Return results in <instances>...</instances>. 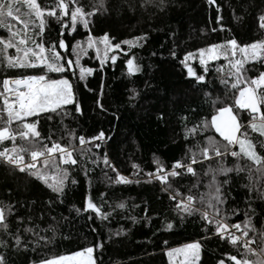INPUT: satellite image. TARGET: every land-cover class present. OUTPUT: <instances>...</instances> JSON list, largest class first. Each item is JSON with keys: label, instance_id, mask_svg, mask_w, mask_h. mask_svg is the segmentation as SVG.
<instances>
[{"label": "trees", "instance_id": "trees-1", "mask_svg": "<svg viewBox=\"0 0 264 264\" xmlns=\"http://www.w3.org/2000/svg\"><path fill=\"white\" fill-rule=\"evenodd\" d=\"M37 2L45 9H50L56 4V0H37ZM251 2L253 0H231L230 3L229 0H216L214 4H209L208 0H169L167 11L159 12L157 8L151 6L146 9L141 8L139 6L141 0H127L126 3L125 0H108L110 15H97L94 19L90 18L87 28L83 24H77L74 28L69 27L65 50L57 48L65 59L75 60L72 47L77 44L87 47L89 35L97 40L101 39L105 33H109L111 43H120L145 33L149 34V38L144 47H134L129 50L127 45H122V50L111 52L110 55L117 56L115 64L108 59L101 65L93 49H88L87 55H82L80 64L92 69V74L80 80L78 68L75 73L71 71L67 73V78L74 86L77 100L83 104L84 115L78 122L69 117L65 118L63 123L77 129L78 134L85 135L86 139L97 135L101 130L113 136L114 139L103 148V151L96 153L101 158L99 166L86 165L92 169L89 176L86 177L79 168L70 169V176L77 180V183L74 185L68 183L63 204H57L53 211H48L45 202L50 198L55 199V194L44 184L26 174L16 172L0 161V200L16 205V212L25 217L26 223L27 217L32 216L34 224L39 227L47 228L49 224H53L56 228L54 236L52 232L43 233L52 240L45 249L35 253L37 260L82 251L102 241L103 249H96L93 255L103 264H169L167 250L190 242H200L201 248L206 253L230 264L234 262L228 259L229 255L240 258L236 247L220 240L218 245L208 241L212 234L208 232L206 226L202 225L199 216L181 219L174 209L175 201H169L168 195L161 193L159 181L147 182L149 177L146 174L156 169L153 163L154 157H158L170 170L174 161H186L187 148H194L197 140L201 146L206 136H212L218 141L222 140L214 129L203 134L199 131L193 133L187 144L184 137L185 124L187 128H193L194 126L202 127L204 121L210 123L211 116L217 111L213 101L218 99L220 106L225 104L235 106V96L238 95V91L232 89L230 83L225 86L210 72L216 64H224L227 60L221 57L207 64V73L204 71L205 66L195 61L191 63L194 72L206 76L208 86L201 90L195 88L194 80L185 76L186 68L182 63L185 55L183 50L184 46H194L199 41L209 40L208 36L212 34L210 31L213 29L218 35L217 44L232 38L236 39L240 45L264 40V30L259 28L257 20L260 11H264V3L262 0H254L255 7L242 6ZM79 3L90 11L96 0H79ZM121 4L123 7L116 10V6ZM129 4L135 7V11L129 9ZM15 5L17 3H14ZM217 5L221 9L219 13ZM21 6L23 10L27 9L25 5ZM218 15L222 16L219 22H217ZM63 19L70 25V15ZM31 28L30 36L39 39L35 36L38 28L33 26ZM2 30L5 29H0V32ZM49 34L60 35V24L55 18H46L44 39L51 44ZM173 51L175 56L172 55ZM239 56L240 54L237 53V58ZM130 57H134L141 68V71L133 76L127 74L126 59ZM246 67L253 66L248 64ZM259 70H261V64L257 63L251 74H257ZM21 74L39 73L33 69L5 71L2 65L0 90L5 76ZM49 76L61 78V74L57 73H50ZM146 82L150 87H146ZM131 88H136L142 95H146L153 108L166 111L168 121L166 127L158 126L156 116L151 112L146 113L144 100L129 104L128 89ZM152 89L156 91L153 92ZM209 91L211 99H206L205 92ZM177 99L179 102L175 106L168 103V100ZM97 101L103 104L107 112L100 111ZM0 108H2V101H0ZM67 108L72 111V106ZM114 113L119 115V120L115 119ZM236 114L238 116L242 114L245 117L242 121L245 125L251 120V114L246 111L242 113L237 108ZM183 117H187V121ZM29 120L36 122L37 118L32 117ZM12 127L15 128L16 125L13 124ZM38 128L44 137H47L50 132L54 133L53 140L65 135V139L60 142L67 144L60 116H54V119L49 121L46 114H42ZM248 133L249 138L257 144L258 152L264 154V148L259 147L261 142H264V137L252 132L250 128ZM48 143L50 146L51 141ZM73 143L79 147L78 139ZM17 144H21L19 139ZM5 146L11 147L12 142H4L0 145V150ZM194 150L198 151L195 148ZM235 150L238 151L237 147ZM104 152L108 153L116 172L104 167L102 163ZM28 158L26 154V159ZM227 163L233 166L236 161L228 157ZM134 164L138 168H133ZM207 167V163L202 167L196 166V171L201 175L204 183L210 179L203 176L204 169ZM117 172L133 182L129 184L115 182ZM232 175L235 183L231 189L230 199L234 200L235 204H229L228 207L231 210L238 206L240 214L232 216L229 211V223L243 221V212L246 208V189L242 187L246 180L236 179L234 173ZM137 180L139 183L136 182ZM194 183L195 177L189 175L179 184H174V187L179 189L182 195H187ZM198 188L199 192L206 191L203 184ZM9 191L11 195L8 194ZM86 198H91L105 211H112L108 207L109 204L114 206L115 203L123 201L127 210L117 212L109 221L101 223L96 220L93 223L88 219L89 214L82 212L83 218H81L77 217L74 211L75 207H83ZM105 199L107 204L104 203ZM33 201L35 203H32ZM20 204H26V206L20 207ZM145 207L149 209L148 212H145ZM259 212L260 209L257 207V215ZM128 215L137 217L138 222L133 224L127 219ZM53 217L56 219L54 220ZM62 217H68L71 223H65ZM168 221L173 224L171 229L165 228V223ZM254 222L259 227L264 222V217L255 219ZM13 226L15 228L14 219ZM93 227L98 230L93 232L91 230ZM118 229L123 234L109 241V233ZM4 253H7L8 264H13V261L15 264H20L21 260L24 264H28V261L33 258L31 251L27 257H17L10 249L0 248V254Z\"/></svg>", "mask_w": 264, "mask_h": 264}, {"label": "snow or ice", "instance_id": "snow-or-ice-1", "mask_svg": "<svg viewBox=\"0 0 264 264\" xmlns=\"http://www.w3.org/2000/svg\"><path fill=\"white\" fill-rule=\"evenodd\" d=\"M126 2L127 0H125ZM208 2L214 4L216 0H208ZM230 2L231 0H229ZM24 3L28 8L27 19L21 21L20 8L14 6L13 0H0V29H5L8 33L6 39L0 37V45L4 50L3 68L5 71L33 69L39 74L5 76L2 81L0 125L3 126H0V145L11 141L12 146H5L0 150V160L16 172L28 175L50 189L55 194V199L50 198L45 204L48 211H53L57 204L64 203L68 183L73 185L77 183V180L70 176V169L79 168L86 177L89 176L92 169L86 165L99 166L101 158L96 153L103 151V148L114 139L104 130L86 139L85 135L78 134L77 129L63 123L64 119L69 117L78 122L84 115L83 104L77 100L74 86L67 78V73L70 71L75 73L79 68V78L84 80L86 75L92 74V69L85 68L80 64L82 55H87L88 49L96 47L99 53L98 45L103 44L104 56L99 57L98 55L97 57L100 64L103 65L108 59L115 64L117 56L115 54L109 56V52L122 50V45H127L129 50L134 47H144L149 34L145 33L120 43H111L109 33H105L99 41H94L89 35L87 47L80 44L72 47L75 60L65 59L57 51V48L65 49L69 27L74 28L77 24H83L87 28L90 18L94 19L97 15H110L108 0H96L90 11L80 4L79 0H56L55 6L50 9L42 8L37 0H24ZM139 6L144 9L151 6L157 8L159 12H166L169 0H141ZM242 6L255 7L256 5L253 0L250 4ZM121 7L123 4L116 6V10ZM128 7L131 11H135L133 5L129 4ZM220 10V6L217 5L218 13ZM69 15L70 25L63 19ZM9 18L11 21L22 22L25 33H27L30 24L37 27L38 31L35 36L39 39H34L27 34L21 36L20 30L15 29L11 22L6 23ZM46 18H55L60 24L59 36L49 34L51 44H48V40L44 39ZM221 20L222 16L218 15L217 22ZM257 20L259 28L264 30V11H260ZM48 22L50 23V20ZM13 48L16 51L15 56L7 53L8 49ZM198 51L199 62L205 66V73L208 72L206 67L208 62L221 57L229 61L228 75L230 79H222L221 82L225 86L230 83L231 88L238 91V95L235 96V106L227 104L220 106L218 99L213 101L217 106V111L211 116L210 123L204 121L202 127L194 126L193 128H187L185 124L184 138L187 144L193 133L199 131L203 134L214 129L222 140L218 141L212 136H206L203 146L197 140L194 148L198 151L193 147H188L186 161H174L170 170L158 157H154L153 163L156 165V169L154 172L146 174L149 177L147 182L159 181L161 193L167 194L169 201H175L174 209L181 219L199 216L202 225L206 226L208 232L212 234V238L236 247L240 258L235 255L228 256V259L234 264H264V222L259 227L254 222L255 219L264 217V154L258 152L257 144L249 138L248 133L250 128L252 132L264 137V111H262L264 108V40L240 45L236 39L232 38L222 44H210L207 48ZM237 53L240 54L239 58H237ZM172 55H176L175 51L172 52ZM125 56H128L127 52ZM190 58L191 54H188L182 61L187 69V77L195 81V88L203 90L208 86L206 76L198 75L193 71V68L186 63ZM257 63L261 64V70L257 74H251ZM248 64H252L253 67H246ZM126 67L129 76L141 71L140 65L135 62L134 57L126 59ZM50 73L61 74V78H50ZM146 87H150L147 82ZM152 91L155 92L156 89H152ZM128 92L130 105L144 100L146 113L151 112L156 116L158 126H167L166 111L153 108L146 95H142L136 88L128 89ZM205 98L211 99L210 91L205 92ZM178 102V99L168 100V103L173 106ZM67 106H72V111H69ZM97 107L101 112H107V109L99 101H97ZM237 108L242 113L246 111L251 114V120L247 125L242 123L245 117L242 114L239 116L236 114ZM42 114H46L49 121H52L54 116H60L67 144L60 142L65 139V135H61L57 140L52 138L54 133L50 132L47 137L42 135L38 128L39 118ZM113 115L116 120H119V115L115 113ZM32 117L37 118L36 122L29 120ZM183 119L187 121V117H183ZM13 124L16 125L15 128L12 127ZM17 139L21 141L20 145L17 144ZM77 139L79 147L73 143ZM48 141H51L50 146ZM236 146L239 151L235 150ZM259 147L264 148V142H261ZM94 149L95 151H93ZM26 154L30 159H26ZM228 157H232L236 161L233 166L228 165ZM213 162H215V166H213ZM102 163L105 168L111 169L113 172L117 171L107 152L103 154ZM205 163L208 164V167L204 169L203 176L210 177L207 183H204L201 175L196 171V166L202 167ZM133 168H138V166L134 164ZM233 173L236 179L246 180V183L242 185L246 189V208L243 212V221L229 223V211L232 216L240 214L238 206L231 210L228 207L229 204H235V201L230 199L231 189L235 183ZM189 175L195 177V183L188 190L187 195H182L181 191L174 187V184H179ZM105 176L107 177V172H105ZM108 179L111 180L110 177ZM115 182L129 184L133 181L117 172ZM136 182L139 183V180ZM201 184L206 191L199 192L198 186ZM8 194L11 195V191ZM104 203L107 204L106 199ZM25 206L26 204H20V207ZM108 207L112 211H105L91 198H86L83 207H75L74 211L77 217H81L83 212L89 214L88 219L93 223L96 220L103 223L111 220L117 212L127 210L123 201L115 203L114 206L109 204ZM257 207L260 209L259 215H257ZM15 208L16 205L0 200V248L10 249L17 257H27L31 251L33 258L28 261V264H103L102 261H97L93 255L96 249H103V241L94 247H88L68 256L37 260L35 253L45 249L52 240L51 237L43 233L52 232L54 236L56 228L53 224H49L47 228H41L34 224L32 216L27 217L28 222L26 223L25 217L16 212ZM148 211L149 209L145 207V212ZM53 219L56 218L53 217ZM62 219L65 223H71L68 217H62ZM127 219L133 224L138 222V218L135 216L128 215ZM172 227L173 224L170 221L165 223L166 229ZM91 230L96 232L98 229L93 227ZM122 234L123 232L119 229L110 232L109 241ZM201 247L200 242H194L182 248L172 249L167 255L170 260L174 256H182L180 264H198L201 260ZM0 264H8L7 253L0 254ZM20 264H24V261L21 260ZM219 264H225L224 260H220Z\"/></svg>", "mask_w": 264, "mask_h": 264}, {"label": "rangeland", "instance_id": "rangeland-1", "mask_svg": "<svg viewBox=\"0 0 264 264\" xmlns=\"http://www.w3.org/2000/svg\"><path fill=\"white\" fill-rule=\"evenodd\" d=\"M13 3H17V5H15V7H19L20 8V19L21 21H23L24 19H27L26 16V13L28 12V8L27 9H24L22 8L21 5H25L26 4L24 3V0H13ZM27 7V6H26ZM8 22H11L14 26H15V29H19L20 32H21V36L27 34V35H30V33L32 32V26H29V29L27 30V33H25V30H24V25L22 22H17V21H11L10 18L8 20H6V23ZM14 29V30H15ZM212 34H210V36H208L209 40L207 41H199L197 42L196 44H194V46H184L185 49L183 50V53L185 54L184 55V58L186 55L188 54H191V58L188 59L186 61V63L191 66V63L193 61L197 62L198 64H200L199 62V49H204V48H207L210 44H217V41H218V35L215 31H210ZM206 34V33H204ZM0 37H3V38H7L8 37V33L6 30H2L0 32ZM94 40V39H93ZM100 39H97V40H94V41H99ZM98 48H99V53L97 52V48L96 47H93V51L95 53V55L98 57H103L104 56V45L103 44H99L98 45ZM7 53L11 56H15L16 55V51L15 49H8L7 50ZM111 52L108 53L109 56ZM3 59H4V50H3V46L0 45V68L2 67L3 65ZM216 60H213V61H210L208 62L211 63V62H215ZM201 65V64H200ZM79 69V68H78ZM218 70H222V71H218ZM229 61L227 60L224 64H216L214 67H212L210 69V72L212 74L213 77H216L218 80H222V79H227V77H229L228 73H229ZM185 76H187V69H186V72H185ZM60 77L58 78H53V79H59ZM3 89L1 88L0 92H2ZM208 241L213 244V245H218V242L219 240L218 239H215V238H212L210 237L208 239ZM190 243H194V242H190ZM190 243H186V244H183V245H180V246H177V247H173V248H170L169 250H167V253L172 250V249H178V248H182L184 247L185 245L187 244H190ZM83 251V250H82ZM77 252H80V251H77ZM75 253V252H74ZM73 254V253H71ZM71 254H67V255H62V256H68V255H71ZM168 257V261H169V264H180V261L183 259L182 256H174L171 260L169 258V256L167 255ZM55 258H58V257H55ZM222 260L221 258H218V257H215L209 253H206L202 248H201V260L198 262V264H219V261ZM225 264H230L226 261H224Z\"/></svg>", "mask_w": 264, "mask_h": 264}, {"label": "built area", "instance_id": "built-area-1", "mask_svg": "<svg viewBox=\"0 0 264 264\" xmlns=\"http://www.w3.org/2000/svg\"><path fill=\"white\" fill-rule=\"evenodd\" d=\"M28 159H30V157ZM0 161H2V160H0ZM237 235H239V233H237Z\"/></svg>", "mask_w": 264, "mask_h": 264}, {"label": "crops", "instance_id": "crops-1", "mask_svg": "<svg viewBox=\"0 0 264 264\" xmlns=\"http://www.w3.org/2000/svg\"><path fill=\"white\" fill-rule=\"evenodd\" d=\"M218 134V133H217ZM219 135V134H218ZM237 147V149H238V151H239V148H238V146H236Z\"/></svg>", "mask_w": 264, "mask_h": 264}, {"label": "water", "instance_id": "water-1", "mask_svg": "<svg viewBox=\"0 0 264 264\" xmlns=\"http://www.w3.org/2000/svg\"><path fill=\"white\" fill-rule=\"evenodd\" d=\"M66 48V47H65ZM62 51L65 50V49H61Z\"/></svg>", "mask_w": 264, "mask_h": 264}]
</instances>
